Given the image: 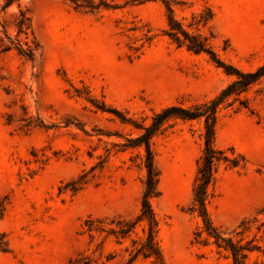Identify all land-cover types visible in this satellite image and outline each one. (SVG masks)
I'll use <instances>...</instances> for the list:
<instances>
[{
  "label": "rangeland",
  "instance_id": "obj_1",
  "mask_svg": "<svg viewBox=\"0 0 264 264\" xmlns=\"http://www.w3.org/2000/svg\"><path fill=\"white\" fill-rule=\"evenodd\" d=\"M101 1L110 8L89 12L67 0H18L4 9L0 0V39L2 25L21 9L39 45L32 61L14 50L0 53V233L9 245V252H0V264H70L80 254L91 264H125L122 247L112 240L102 250L96 251L101 238L89 245L83 223L89 217L138 214L145 175L137 166L141 152L119 146L138 132L96 106L104 103L148 124L167 106L212 99L234 79L208 56L177 48L163 36L166 12L160 1ZM173 1L174 16L185 25L192 13L212 10L213 21L200 32L213 33V49L224 62L245 72L264 64V0ZM141 29H150L155 39L137 57L130 47L140 46ZM7 32L16 37L12 27ZM247 97L250 110L237 103L223 109L215 132L218 148L232 147L247 161L243 169L221 167L211 188L207 210L225 231L255 215L264 222V78ZM40 121L44 127L36 125ZM170 126L153 140L161 173V196L153 208L164 259L230 264L213 246L193 242L201 223L188 208L203 146L202 122L177 119ZM101 161L102 169H95L85 189L60 192ZM253 236L251 231L244 237ZM110 253L115 258L106 261ZM248 264H264V254L252 253Z\"/></svg>",
  "mask_w": 264,
  "mask_h": 264
},
{
  "label": "trees",
  "instance_id": "obj_2",
  "mask_svg": "<svg viewBox=\"0 0 264 264\" xmlns=\"http://www.w3.org/2000/svg\"><path fill=\"white\" fill-rule=\"evenodd\" d=\"M15 1L18 0H4L3 8L10 7ZM67 1L73 4L76 9H84L89 12L110 8L107 3L101 0L98 3L90 0L89 3L83 5L79 3V0ZM143 1H160L163 4L166 12V28L162 34L172 44L195 55L208 56L217 68L234 79L212 99L194 103L189 107L167 106L153 113L148 124H145L144 120L138 122L131 117H126L116 109L107 108L104 103L96 106L102 112L114 114L121 123L132 126L138 132L134 137H122L124 142L119 146L122 151L136 149L141 152L136 155V159L139 160L137 166L144 171L145 175L142 180L143 187L138 214L130 219L122 217L94 219L89 217L83 223L85 233L90 238L89 245L96 238H101L96 246V251L102 250L105 242L110 239L115 245L122 247V252L127 257L125 264H133L139 260L144 264H167L159 242V220L153 208V201L161 196L159 189L161 173L156 164L153 140L171 128L170 122L173 120H199L202 122L203 146L201 155L196 162V174L188 212L199 218L201 227L193 233V242L202 246H213L216 254L229 260L230 264H248L249 256L252 253L264 254V222L257 218L258 215H255L243 219L235 229L225 231L213 224L207 204L220 168L223 167L225 170L243 169L247 163L245 157L237 153L234 148L221 149L216 146L215 132L219 114L223 109L231 107L235 103L238 104V109L250 110L247 93L252 86L264 78V64L253 71L245 72L220 59L212 46L213 33L210 32L206 36L200 32L202 28L213 21L214 14L209 7L192 13L189 23L185 25L174 16L173 0ZM8 27H12L16 31L14 39L8 34ZM2 30L0 53L14 50L27 60L32 61L35 58L39 45L33 35L31 19L27 11L19 9L11 23L2 25ZM134 30H138V28L130 29V31ZM154 39L155 35L150 29H141L140 46L130 47V50L137 53V57H139ZM36 125L43 126V123L40 121ZM103 164L104 162L101 161L100 165L91 167L89 171H82L75 179L66 183L60 192L68 190L74 195L79 193L94 179L95 169H102ZM251 231H254V236L247 240L244 236ZM0 252H9L8 241L3 233H0ZM114 258L115 254L110 253L105 259L110 261ZM91 262L89 257L80 254L70 264H91Z\"/></svg>",
  "mask_w": 264,
  "mask_h": 264
}]
</instances>
